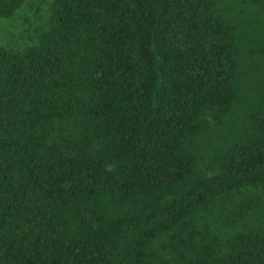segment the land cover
<instances>
[{"label":"trees","instance_id":"trees-1","mask_svg":"<svg viewBox=\"0 0 264 264\" xmlns=\"http://www.w3.org/2000/svg\"><path fill=\"white\" fill-rule=\"evenodd\" d=\"M36 37L0 47V264H264V0H54Z\"/></svg>","mask_w":264,"mask_h":264},{"label":"rangeland","instance_id":"rangeland-1","mask_svg":"<svg viewBox=\"0 0 264 264\" xmlns=\"http://www.w3.org/2000/svg\"><path fill=\"white\" fill-rule=\"evenodd\" d=\"M53 2L54 0H27L12 18L0 21V47L23 51L28 45L34 44L37 40V31L45 25L50 16ZM263 68L259 70L260 73ZM252 70V67H247V74L243 77L248 87L256 92V96H263L264 87H256L261 81L258 83L250 81ZM213 131L206 133L205 142H208Z\"/></svg>","mask_w":264,"mask_h":264}]
</instances>
